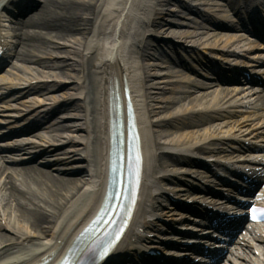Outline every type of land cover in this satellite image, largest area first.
I'll return each instance as SVG.
<instances>
[{
	"label": "bare ground",
	"instance_id": "6f19581e",
	"mask_svg": "<svg viewBox=\"0 0 264 264\" xmlns=\"http://www.w3.org/2000/svg\"><path fill=\"white\" fill-rule=\"evenodd\" d=\"M38 7L40 17L36 23L40 32L30 27V24L35 23L30 15L25 23L18 24L19 33L14 36V46H21L16 52L21 63L20 71L36 78L54 80L51 84L37 86V89L57 90L63 86L61 81H57L59 78L73 77L69 71L78 65L73 57L83 58V50H88L91 54L85 62L92 72V84H87L88 90L82 102L69 104L70 107L73 106L72 110L85 109L82 117L85 122L77 123L74 118L69 119L71 113L67 112L60 116L61 122L53 129L77 132L84 137L79 140H62L64 136H61L62 139H49V135H44L45 140L68 143L72 146V151L78 152L68 151L71 148L66 149L68 152L61 147L51 149L54 146H49V150H42L38 164L25 167V176L28 175L30 182L25 180L16 186L11 180L0 178V264H28L41 257L51 246L54 249L60 248L75 227L96 208L95 190L104 169V90L116 73H124L129 77L134 97L138 100L147 172L156 174L152 177V184L158 189L155 195L152 192L148 194L146 201L151 205L139 214L138 228L140 226L142 230H134L127 238L128 245H125L130 246L135 254L139 250L137 247L147 239L144 233L155 227L149 216H154L159 198H166L160 193L157 184L176 181L174 174L164 173V167L191 172L192 168L188 166L199 163L184 153L208 152L224 156L235 149L243 150L245 146L240 143L241 139H252L254 132L264 133V120L257 112L246 110V116L238 117L243 112L240 106L243 103H238L241 95L237 93L238 87L213 89L212 82L203 83L181 77L177 70L172 69L162 77L164 72H154L168 63L157 61L162 60V53L157 54L156 46L161 50L163 44L167 43L159 42L158 30L164 28L166 33L177 32L190 26L194 30H200L199 37L193 41L215 46L213 48L220 51L227 49L224 46L234 45L235 42L239 44L241 41L237 40V35L221 32L213 26L206 30L192 21L185 23L179 19L166 18L169 12L162 8L163 0H43ZM188 9H195L199 13L196 7H187L186 10ZM173 14L177 16L176 13ZM138 24L142 33L138 30ZM162 25L163 27L156 28ZM130 29H135L134 33L137 36L141 34V38L129 45L126 40L130 39ZM77 34L79 38L73 43L71 39L77 38ZM193 34L194 32H187L186 36H181L190 38L194 37ZM45 39L50 40L51 44L46 43ZM69 44H77V47L68 49ZM59 46L64 47L63 50ZM228 52L231 51L228 49ZM232 52L239 54L235 50ZM28 62L32 65H27ZM54 68L66 69L67 72H56ZM154 77H159L162 84L152 86L149 82ZM176 81L179 84L175 85ZM184 81L186 84L182 83ZM71 87L77 89L79 86ZM57 96L51 95L50 101ZM256 98L254 104L258 106L262 98L260 95ZM87 100L91 103L90 107L86 104ZM61 107L63 106L59 105L57 108ZM60 117L57 115L55 120L61 119ZM205 123L211 124L209 128L177 132L169 129L195 128ZM222 133L234 135L238 138L237 142L228 141V137L224 135L221 137ZM159 138L164 143L161 140L158 142ZM22 139L33 140L28 136L20 140ZM201 139L205 141L198 142ZM14 142L15 140L11 141ZM179 163H184V166L178 165ZM188 180L190 179L185 181ZM185 184L189 189V184ZM4 229L12 235L4 232ZM133 237L135 242L132 241ZM169 237L174 239L171 235ZM119 250L122 251V246ZM134 259L136 264H158L159 260L150 258L147 263H143L136 257Z\"/></svg>",
	"mask_w": 264,
	"mask_h": 264
},
{
	"label": "rangeland",
	"instance_id": "374dc122",
	"mask_svg": "<svg viewBox=\"0 0 264 264\" xmlns=\"http://www.w3.org/2000/svg\"><path fill=\"white\" fill-rule=\"evenodd\" d=\"M42 0H40V2H41ZM164 1V7H162V8H164V10L165 11H168L169 13H168V15L166 16V18L168 17V18H170V19H179V20H182L183 22H185V23H187V22H191V21H194V16H192V15H190L186 10H185V8L180 4V1L181 2H186V1H188V2H192V3H194V4H196L195 2H196V0H163ZM173 13H176V15L177 16H175ZM186 26V25H185ZM197 29V28H196ZM161 32H164L165 30H160ZM199 31L200 30H194V28H190V26L189 27H185V28H181V29H179L177 32H173V34H175L176 36H181V35H184V36H186L187 35V32H194V34H193V36L194 37H182V38H187L188 40H193V39H197L199 36H198V33H199ZM168 35H170V33H165L164 34V36H168ZM75 36H77V38L75 37H73L72 39H71V41L74 43L75 42V40H77L78 38H79V35L77 34V35H75ZM55 40H56V38L55 37H53ZM52 43H56V42H52ZM152 43H154V41H152ZM76 48L77 47V44H69L68 46H67V48L68 49H70V48ZM63 48L64 47H60L59 46V49H61V50H63ZM55 52H56V50H55ZM65 59H68L67 57H65ZM73 59H76V57L74 56L73 57ZM158 62H161L160 60H157ZM77 66V65H76ZM77 68V67H76ZM44 69H46L47 70V68H44ZM50 70V69H49ZM59 70V71H58ZM76 69H73V70H71L70 69V71H69V73L70 74H73V75H76V73H78L77 71H75ZM54 71H56V72H63V71H66L67 72V70L65 69H63L62 70V68H54ZM158 71H160V72H164L163 74L164 75H161V77L162 76H165L166 74H168V73H166V72H168V71H171L170 69H168V68H166V67H164V66H161V67H158L157 68V70H155L154 72H158ZM155 78V77H154ZM64 80L65 81H67L68 80V83H70V82H73V81H71V79H69V78H64ZM161 82V80H160V78L159 77H157V78H155V79H153L152 80V82L150 81L149 83L150 84H152V86H158L159 84H162V83H160ZM158 84V85H157ZM215 89V88H214ZM67 90H63V92H62V94H59L58 93V96H57V98H55V100L54 101H56V102H58V101H66L67 99H69V95L67 94V92H66ZM42 98H40V100H41ZM30 100V102H34L33 100H35V99H29ZM52 100V99H51ZM70 100H68V102H69ZM71 113V116L70 117H72V118H74L73 120H76L77 121V123H80V116L84 113V111L83 110H73V111H71L70 112ZM205 128H209V123H207V124H202L200 127H191V128H177V127H170L169 129H171L172 131H174V132H177V131H189L190 129H192V130H194V129H205ZM168 137H169V135H168ZM161 140V141H160ZM161 142V143H164L163 142V139H158V142ZM178 216V215H177ZM172 217H176L175 215L174 216H172ZM4 232H6V233H8V234H11L9 231H7V230H5L4 229ZM12 235V234H11Z\"/></svg>",
	"mask_w": 264,
	"mask_h": 264
},
{
	"label": "snow or ice",
	"instance_id": "6c2138e0",
	"mask_svg": "<svg viewBox=\"0 0 264 264\" xmlns=\"http://www.w3.org/2000/svg\"><path fill=\"white\" fill-rule=\"evenodd\" d=\"M255 218V216H254ZM261 218H264V215H262ZM112 245H109L103 249V251L99 254L93 257V259L97 262V264H102L103 259L108 255V253L111 251Z\"/></svg>",
	"mask_w": 264,
	"mask_h": 264
}]
</instances>
